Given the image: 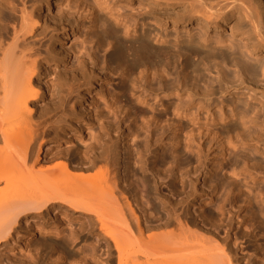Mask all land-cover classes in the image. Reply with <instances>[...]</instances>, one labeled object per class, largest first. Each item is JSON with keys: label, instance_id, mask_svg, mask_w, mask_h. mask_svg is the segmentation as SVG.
Here are the masks:
<instances>
[{"label": "bare ground", "instance_id": "bare-ground-1", "mask_svg": "<svg viewBox=\"0 0 264 264\" xmlns=\"http://www.w3.org/2000/svg\"><path fill=\"white\" fill-rule=\"evenodd\" d=\"M49 1L45 0L44 6ZM121 1L131 5L133 11L137 8L135 14H110L124 24L126 38L110 29L112 36L99 37L98 43L113 49L107 60L121 67V92L128 90V81L140 105L150 108L140 110L142 118L150 119L148 125L134 124L130 136L139 138L141 131L148 129L136 156L149 199L154 197L158 207L150 208L141 201L134 181L135 170L130 164L123 170L122 148L108 131L100 138L99 146L87 149L77 162L69 149L58 150L49 157L48 150L61 143V138L56 133L52 136V131L35 119V107L42 98L36 78L42 74L43 63L35 52V42L30 39L41 26L40 13L26 2L20 8L12 0H0V243L19 240L21 220L29 212L63 204L83 214L88 222L87 234L104 248L98 257L99 264H236L216 223L211 219L208 226L182 218L177 205L184 199L173 201L175 193L169 181L175 182L179 176L186 178L178 161L179 141L172 137V161L163 158L162 169L149 166L151 154L165 143V133L154 139L150 125L167 122L176 128L179 119L191 115L193 106L209 108L221 104L220 119L231 120L221 127V132L229 137L236 134L238 143L243 145L248 139V145L259 150V142L246 125L264 126V102H260L259 112L263 111L260 118L251 107L238 109L235 96L245 94L240 92L243 89L249 94L261 91L259 98L264 99V0ZM86 3L94 10L100 6L98 0H86ZM6 11L20 12L19 20H13V34L5 21L14 18H3ZM141 21H153L165 30L173 28L177 34L175 37L168 33L152 35L145 26L138 33ZM106 23L100 20L98 27ZM181 30L186 34L181 35ZM214 30H230L231 34L228 38L222 32L212 35ZM70 36L67 31L59 39L66 43ZM88 60L97 72L105 71L106 82L111 67L99 66L92 53ZM170 67L175 71L170 72ZM232 67L231 76L227 70ZM214 69V77L207 79L206 71L212 73ZM86 80L89 82L92 77ZM153 83H158V87H152ZM150 95L160 101L168 98L167 103H159L161 110L165 114L172 112L178 120L162 121L155 114L157 104L151 102ZM229 95L232 104L226 103ZM226 106H232L229 115L224 110ZM119 108L127 110L124 106ZM119 128L123 127L119 125ZM240 129L248 130V136L240 138L243 133ZM128 152L130 155L131 150ZM199 157L200 154L198 161ZM248 169L256 171L249 163ZM198 173L196 167L187 174L197 177ZM256 173L263 175L261 171ZM169 187L167 195L164 190ZM35 232L36 229L28 228L19 248L29 244Z\"/></svg>", "mask_w": 264, "mask_h": 264}, {"label": "rangeland", "instance_id": "rangeland-1", "mask_svg": "<svg viewBox=\"0 0 264 264\" xmlns=\"http://www.w3.org/2000/svg\"><path fill=\"white\" fill-rule=\"evenodd\" d=\"M12 1L20 8L26 2L29 8H37L40 13L41 26L37 35L30 39L35 42V52L43 63L42 74L36 78V82L41 85L42 98L35 107V119L40 120L39 123L46 130H51L52 136L58 134L61 138V143L48 150L49 157L58 150L69 149L70 156L77 162L87 149L98 147L100 138L108 131L112 140L122 148L123 158L120 161L124 166L123 170L126 164H130L135 170L134 181L141 201L150 208L152 205L158 207L154 197L149 199L147 187L143 183L144 173L136 156V149L143 147L148 129L141 131L139 138L130 136V132L135 129L134 124L148 125L150 119L142 118L140 110L150 108L140 105L132 95L128 81V90L121 92V67L107 60L113 49H106L107 47L98 43L99 37L112 36L110 29L126 38L124 24L115 21L110 14H135L137 8L135 12L131 5L121 0H98L100 6L96 10L91 9L86 0H50L45 6V0ZM2 15L3 18L13 16L11 21L5 18L6 24H9L8 31L13 34V20H19L20 12L6 11ZM100 20L107 22L101 28L98 27ZM144 26L152 31V35L168 33L175 37L177 34L173 28H159L153 21H141L138 33L143 31ZM67 31L71 33L69 41L61 43L59 38ZM219 32L225 38L231 34L230 30H214L212 35ZM180 34L186 33L181 30ZM91 53L96 56L99 66L107 64L108 69L111 67L106 82L103 81L105 71L104 74L97 72L90 65L88 59ZM214 70L212 73L206 71L207 79L214 77ZM171 71L174 72L175 68L170 67ZM227 72L232 76L233 67ZM261 75L259 72L260 77ZM90 77L92 80L87 82L86 78ZM158 85L153 83L152 87L156 88ZM240 92L245 94L235 96L236 107H251L255 115L263 118V111L259 112L260 102H264V99L259 98L261 91L249 94L240 89ZM150 99L157 104L155 114L162 121L167 118L178 120L172 112L165 114L161 110L159 103H167L168 98L160 101L150 95ZM225 100L227 104H232L231 95ZM119 106H124L127 110L121 111ZM221 106L218 104L216 107L212 105L206 108L197 104L192 107L191 115L179 119L176 128L167 122L158 126L151 123L154 139L165 133V143L151 154L153 156L149 157L148 163L150 167L162 169L163 158L173 160L170 153L172 137L179 141L178 161L186 178L183 180L179 176L175 182L169 178V184L175 193L173 201L184 199L182 204L177 205L182 218L187 217L191 222L206 223L208 226L212 219L219 227L222 239L231 248L236 264H264V126L252 123L246 125L259 142V150L252 144L248 145V139L246 145L238 143L236 134H230L229 137L221 132V127L231 121L220 119ZM231 108L232 106L224 107L228 115ZM119 125L123 128H119ZM247 136L248 130L240 138ZM234 143H238L237 146ZM189 144L191 148L187 147ZM128 150H131V156ZM246 162L250 166L254 165L256 171L249 170ZM196 167H199L197 177L187 174ZM166 168H169L168 165ZM258 171L263 175L257 174ZM146 175L150 176L149 173ZM164 191L167 195L170 194V187ZM222 207L223 210L220 211ZM81 215L83 214L75 213L63 204L29 212L21 220L18 243L13 240L0 243V264H99L98 257L102 255L104 248L87 234L88 222ZM28 228L36 229V232L29 244L19 248V241Z\"/></svg>", "mask_w": 264, "mask_h": 264}]
</instances>
